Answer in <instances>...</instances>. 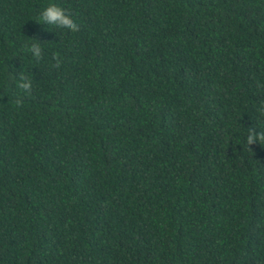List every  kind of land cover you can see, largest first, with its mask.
<instances>
[{
	"label": "trees",
	"instance_id": "16d2710c",
	"mask_svg": "<svg viewBox=\"0 0 264 264\" xmlns=\"http://www.w3.org/2000/svg\"><path fill=\"white\" fill-rule=\"evenodd\" d=\"M262 108L264 0H0V264H264Z\"/></svg>",
	"mask_w": 264,
	"mask_h": 264
},
{
	"label": "clouds",
	"instance_id": "9594fccd",
	"mask_svg": "<svg viewBox=\"0 0 264 264\" xmlns=\"http://www.w3.org/2000/svg\"><path fill=\"white\" fill-rule=\"evenodd\" d=\"M41 19L44 21V23L56 25L71 32L79 31V25L72 18L71 12L55 4H50L42 11ZM30 51L35 54L37 60L41 58V49L35 44L32 46ZM54 66L57 68L61 66V60L58 55L56 57V64ZM19 81L20 82L17 84V87L24 93L31 95L33 88L32 81L28 79L23 73L20 74ZM17 103H20L19 98L17 99ZM259 111L261 113H264V108L260 109ZM257 141L261 145H264V131L257 132L254 127L249 128V134L247 135V144L250 146Z\"/></svg>",
	"mask_w": 264,
	"mask_h": 264
}]
</instances>
